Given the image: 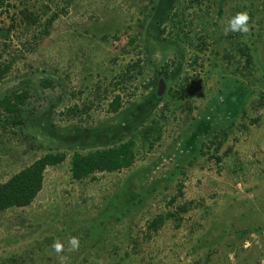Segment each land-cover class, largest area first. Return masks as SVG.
I'll return each mask as SVG.
<instances>
[{
  "label": "rangeland",
  "instance_id": "rangeland-1",
  "mask_svg": "<svg viewBox=\"0 0 264 264\" xmlns=\"http://www.w3.org/2000/svg\"><path fill=\"white\" fill-rule=\"evenodd\" d=\"M8 2L0 99L29 97L0 112V182L66 157L30 205L0 212V264H59L57 239L71 264H264V0ZM245 10L250 32L225 35ZM130 138L132 166L72 178L74 152Z\"/></svg>",
  "mask_w": 264,
  "mask_h": 264
},
{
  "label": "trees",
  "instance_id": "trees-1",
  "mask_svg": "<svg viewBox=\"0 0 264 264\" xmlns=\"http://www.w3.org/2000/svg\"><path fill=\"white\" fill-rule=\"evenodd\" d=\"M8 0H0V12L8 7ZM241 53L246 56V61L251 62L249 54H245L244 49ZM197 57H194L196 62ZM9 65H5L0 75L7 72ZM50 81L43 80L41 85L48 86ZM29 97L27 90L15 91L0 99V112H4L8 117H15L20 111L26 99ZM120 106L119 95H116L111 103V110L116 111ZM154 131L153 126L144 128V135ZM66 154L64 152H47L33 160L27 166L13 173L7 180L0 182V212L17 207H26L32 203L34 198L40 192L43 186L44 172L47 167L57 165L64 161ZM217 160H220L217 157ZM135 161L134 140L132 138L118 144L95 149L87 153L74 152L71 156L70 172L75 180L93 178L96 173L115 172L128 168ZM181 195V190L178 191ZM171 198L170 202H174ZM181 212L186 211V205L178 206ZM163 217L158 216L150 223V226L157 228L162 222Z\"/></svg>",
  "mask_w": 264,
  "mask_h": 264
},
{
  "label": "clouds",
  "instance_id": "clouds-1",
  "mask_svg": "<svg viewBox=\"0 0 264 264\" xmlns=\"http://www.w3.org/2000/svg\"><path fill=\"white\" fill-rule=\"evenodd\" d=\"M249 13L245 11H238L233 15L229 21L227 26L224 29V34L227 35L229 32L233 33H241L242 35H246L250 32L249 21H250ZM68 251L69 252H77L80 247V239L77 236H71L68 241ZM52 248L55 253L58 254L59 264H71V258L67 255H62L65 252V244L57 239L54 241Z\"/></svg>",
  "mask_w": 264,
  "mask_h": 264
},
{
  "label": "water",
  "instance_id": "water-1",
  "mask_svg": "<svg viewBox=\"0 0 264 264\" xmlns=\"http://www.w3.org/2000/svg\"><path fill=\"white\" fill-rule=\"evenodd\" d=\"M165 82L163 79H160L159 82H158V87H157V95H162L164 90H165Z\"/></svg>",
  "mask_w": 264,
  "mask_h": 264
}]
</instances>
